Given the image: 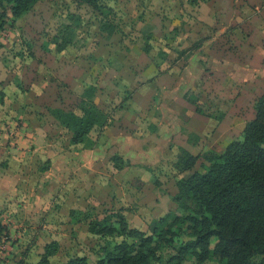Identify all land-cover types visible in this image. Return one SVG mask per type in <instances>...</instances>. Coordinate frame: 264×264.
I'll return each mask as SVG.
<instances>
[{"label": "crops", "instance_id": "obj_1", "mask_svg": "<svg viewBox=\"0 0 264 264\" xmlns=\"http://www.w3.org/2000/svg\"><path fill=\"white\" fill-rule=\"evenodd\" d=\"M136 1L106 5L132 12L129 25L136 33L130 35L117 17L107 19L114 30L106 32L99 11L80 5L91 9L90 20L99 26L96 34L81 35L86 42L95 39L92 50H42L36 33L41 20L32 16L30 27L25 20L39 2L0 38L7 51L0 52V220L11 238L6 254L36 252L39 264L46 244H60L53 230L71 233L84 222L88 232L91 212L102 209L126 216L128 207H149L154 217L165 215L175 209L176 176L185 175L168 179L159 171L165 180L151 178L163 170L156 167L171 155L172 144L223 152L253 118L254 101L264 92V0ZM24 31L39 48L21 49ZM91 85L94 102L110 120L89 132L96 145L84 149L70 144L71 132L49 109H74ZM112 157L124 165L116 169ZM163 199L169 203L165 213L157 204ZM33 235L48 239L28 249Z\"/></svg>", "mask_w": 264, "mask_h": 264}, {"label": "trees", "instance_id": "obj_2", "mask_svg": "<svg viewBox=\"0 0 264 264\" xmlns=\"http://www.w3.org/2000/svg\"><path fill=\"white\" fill-rule=\"evenodd\" d=\"M39 1L0 0V16L8 17L11 25ZM83 1L99 11L102 29L112 33L114 28L105 23L97 0ZM68 19L71 23L47 35L43 49L50 44L62 52L73 43L80 20L73 13ZM4 25L3 21L0 27ZM197 46L194 44L188 52ZM94 94L91 85L74 109H49L71 132L70 144L75 147L93 148L96 141L89 132L110 120L94 102ZM4 96L0 92V107L5 104ZM253 109L254 116L245 124L241 139L231 141L223 152L209 149L193 154L179 147L173 164L178 174L202 160L201 170L176 179L173 199L181 214L169 211L153 219L147 232L131 227L119 211L89 220L90 235L111 239L95 251L94 264H264V92L255 99ZM112 161L116 169L124 165L118 157H112ZM4 231L0 220V237ZM58 248L57 241L46 244L39 264H48ZM65 264L90 263L85 256L75 255Z\"/></svg>", "mask_w": 264, "mask_h": 264}, {"label": "rangeland", "instance_id": "obj_3", "mask_svg": "<svg viewBox=\"0 0 264 264\" xmlns=\"http://www.w3.org/2000/svg\"><path fill=\"white\" fill-rule=\"evenodd\" d=\"M130 1L131 0H97V3L101 9L100 12L102 13V16L105 19V23L113 27L112 25L113 23L111 22L112 24H110L108 20L113 18V20L111 21H114V19H116L117 17L119 24L120 25L123 24V27H121V30L123 31V33H127L128 35L132 33L133 34L136 33L134 28H132L129 25V21H132V20L130 17L128 19V16H131L132 12H128V10H126L125 8L117 10L116 6L111 8L106 5H134L130 3ZM140 3L141 2L137 0L135 2V5H141ZM148 4L157 5V6L162 5L157 0H152V2L148 1L147 5ZM36 5H42V6L40 8H37V9L35 8L34 10H31V12L28 13L27 18H25V20H27L28 27L31 26L30 22L32 20L31 19L32 16L37 17L38 19L41 20L39 22V26L37 25L38 29L36 30V33L39 36L38 39L40 38L38 44H41L42 50H43L44 42L47 41V35H53L58 30H60L65 24L71 23L68 17L72 13H74V15L78 17L80 21L77 23V26H76L77 29H76L74 36H72L73 43L71 45L74 46L75 49L77 48L82 49V48L87 47L86 49L92 50V48L96 47V42L94 41L95 39H93L92 42H86L83 40V36H81L84 34H96L98 27H99L98 23L94 25L95 21L94 23H92L90 20L91 18L95 17L94 13L90 14L91 9L93 8L91 6H90L91 9L89 7L87 8L86 6H80V5H88L86 2H84L83 0H43L37 3ZM41 8L43 10H40ZM2 14H3V10L0 8V15ZM133 15H135L134 12H133ZM88 16L89 18H87ZM125 18L127 19L125 20ZM9 20H8V17L6 16H0V24L4 21L5 22L4 26L6 27V30L7 29L10 30L12 27L10 23L8 22ZM4 26L0 27V38L6 36V32H4ZM27 33H28L27 31H24L25 36H23V40L21 42L22 43L21 49L28 51V49L32 47L33 45H34V49L39 48V45L34 43L35 42L34 39L30 35H26ZM2 47H4L3 44H0V52L3 51L2 53L7 54V51L2 50L3 49ZM19 47L20 45L16 46L15 49H18ZM48 47L54 49V47L50 44L48 45ZM11 51H14V50H11ZM2 56L3 54H0V57ZM3 75L4 73L2 74L0 72V78L3 77ZM4 107L5 106L0 107V121H1V118H3V111L1 112V110H3ZM152 114H154V119H155L156 113L152 112ZM172 120H175V118L173 117ZM203 139L205 141L207 140V138H203ZM177 153H178V148L176 149V147H174V144H172V147L170 148L171 155H169L168 157H165L162 161L158 163V166L156 167V169L163 168V170H157L158 172L157 171L155 172V175H153V178H151V180L157 179L158 176L161 177L162 173H159V171L165 172V174L168 176V179L172 177L174 178L176 174H178L175 168L173 167V164H174L173 161L176 160ZM192 153L197 154L199 153V151L194 149L192 150ZM170 159H173V160L171 161ZM201 161L202 160L199 159L191 170L185 171L182 174L181 173L180 174L186 176L194 170H201L202 168ZM176 177H179V176H176ZM161 178L165 180V178L163 177ZM135 183L137 182L135 181L134 184L131 183L132 188L134 187ZM172 183H173V179L171 182L168 183L167 186H165L167 190H170L172 188ZM156 203L153 201H150L148 205L152 206ZM133 204H135L136 206L138 205L137 203H133ZM133 204L130 203L129 206H133ZM157 204L161 206L163 213L167 211V208L169 206V203L167 200L163 199L161 201H158ZM174 207L175 209L171 210V212H174L177 214L182 213L177 203L174 205ZM133 210L134 209H131L128 207L127 211L125 210L124 212L126 215L125 217H126L128 224L131 227H135L137 229L147 232L150 222L157 217L153 216V212L150 210L149 207L145 210V212H138L137 209L135 211ZM112 211L114 210L113 209H102V211L99 214L96 212H91V216L89 218H94V217L102 218L104 215H107L111 213ZM87 221L88 220H85V225ZM62 229L63 228H60V230L58 229L53 230L54 233L57 232V235L55 234V236L59 239L60 244H59V249L57 253L49 261L50 264H65V262L71 256H75V255H83L88 259L90 264H94L97 258L95 251L99 248L100 245L111 240L110 238L108 240L101 239L98 236H94V235L92 236L88 234V232H85L84 230L85 229L84 222H82V224L78 226V231L76 230L70 233L69 230H62ZM2 234H4L2 237L5 238L6 241L11 239L9 237V232L7 229ZM47 239L48 238H46V236L43 237V235H40L38 238H35L34 235L29 236L27 247L29 249V247L33 246L35 243V240L39 242V245H41L42 243H44V241H47ZM2 245L3 243H1V246ZM7 250H8L7 244H6V247L4 245V248H0V264H35L34 261L35 259H37V256L35 255L37 254L36 252L35 254H33V256H30L29 253L24 254L25 253L24 250L22 251L18 250L19 251L18 255H17L18 251H10L9 254H6L5 251ZM31 257H33L32 258L33 262H25L26 258L28 261V259H30Z\"/></svg>", "mask_w": 264, "mask_h": 264}, {"label": "built area", "instance_id": "obj_4", "mask_svg": "<svg viewBox=\"0 0 264 264\" xmlns=\"http://www.w3.org/2000/svg\"><path fill=\"white\" fill-rule=\"evenodd\" d=\"M4 32H6V29H4ZM1 243H3V245L1 246ZM7 241L5 238L1 237L0 238V248H4V245L6 247Z\"/></svg>", "mask_w": 264, "mask_h": 264}]
</instances>
